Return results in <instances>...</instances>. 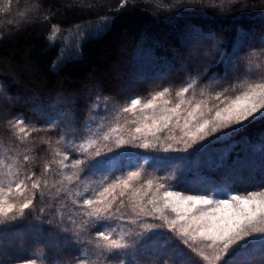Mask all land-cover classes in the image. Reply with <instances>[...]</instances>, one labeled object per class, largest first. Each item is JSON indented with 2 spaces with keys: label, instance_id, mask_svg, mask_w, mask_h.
Masks as SVG:
<instances>
[{
  "label": "trees",
  "instance_id": "obj_1",
  "mask_svg": "<svg viewBox=\"0 0 264 264\" xmlns=\"http://www.w3.org/2000/svg\"><path fill=\"white\" fill-rule=\"evenodd\" d=\"M87 24L99 29L69 53L49 40L54 27ZM196 32L214 36L216 50L210 57L198 50L192 58L182 45ZM138 47L151 56L149 64H130ZM176 58L186 63L184 69H177ZM164 63L173 71L162 70ZM132 74L145 78L134 89H123L118 78ZM156 74L160 76L153 78ZM261 80L264 0H0V160L31 194L21 216L9 222L0 216V264L100 261L105 250L100 240L107 233L111 238L140 223L155 231L139 245L153 246L159 255L149 252V259H143L136 244L134 259L126 258L125 264L197 260L183 238L154 219L162 195L154 187L131 186L130 181L98 213L82 203L132 174L162 193L263 196L264 174L249 164H264V112L241 124L209 129L195 148L168 154L151 145L123 153L84 152L86 124L99 117L98 111L119 113L134 101L148 104L150 99L180 107L178 112L197 101L209 118ZM34 104L41 108L39 116L31 112ZM101 131L98 126L94 132ZM93 168L104 171L94 175L99 179L95 186L82 190ZM129 198L140 202L144 212L129 213ZM28 226L34 229L26 230ZM113 251L98 264H120L122 256ZM242 258L245 264H264V241L246 239L225 263L242 264Z\"/></svg>",
  "mask_w": 264,
  "mask_h": 264
},
{
  "label": "rangeland",
  "instance_id": "obj_2",
  "mask_svg": "<svg viewBox=\"0 0 264 264\" xmlns=\"http://www.w3.org/2000/svg\"><path fill=\"white\" fill-rule=\"evenodd\" d=\"M98 29L97 27L94 29L92 24L70 29L54 27L49 35V40L51 43H60L65 50L64 52L69 53L71 48L79 46L81 41L91 34L92 30L97 31ZM205 42H210V44L205 45ZM181 43L191 50L190 55L192 58L198 56V50H201V55L204 58L210 57L212 52L216 50V41L212 34L203 35L196 32L193 39L183 40ZM136 49L132 53L130 64L136 66V63L149 64L152 61L151 56L145 53L146 50L143 51L140 47ZM235 52L236 49H234ZM173 62H176L179 70L184 69L186 64L180 61L179 58H176ZM162 65V70L173 71L170 63ZM245 73L250 75V70L247 68ZM159 76L156 74L153 78ZM144 78L143 75L136 76L132 74L125 79L118 78L117 81L120 82L123 89H134L137 81ZM184 94V90L179 92L181 97ZM14 101L16 102L17 98ZM147 103L142 104L134 101L119 113L118 111L114 113L110 111L94 113L95 115L98 114L99 117L89 118V122L86 124L88 132L86 137L88 139H85L87 142L82 143L83 151L90 154L114 151L123 153L127 150L142 149L151 145L159 152L168 154L176 150L195 148L203 141L201 139L205 138V134L209 132V129H211L210 131H216L224 125L241 124L249 118L262 114L264 112V80L250 84L241 96L236 97L227 107L221 109L216 115L209 116V118H207V109L197 101L190 106L188 102L184 104V107L180 110L182 112H178L180 107L170 106L165 101L154 102L153 99H150ZM40 109L37 104H34L31 112L39 116ZM98 126L102 128L100 134L94 132ZM172 130L174 133L177 130H181V132L176 135L168 134ZM89 137L94 141L93 143H90ZM205 161L209 162L210 160L207 158ZM5 162L0 160V216L4 219L7 218V221H12L14 218L21 216L30 204L31 194L25 187L21 186L16 171H13ZM112 165L116 166L117 164L113 163ZM249 165L254 166L252 167L253 171L258 169L257 173L259 175L264 174L263 163L260 162V166ZM103 171L102 168H93L90 172L91 175L84 180L85 187L82 190L88 191L92 186H95L99 179L94 175ZM139 178L138 174H132L122 182L107 185L92 200L85 201L82 204L90 208L92 214L98 213L105 209L106 204L109 203L108 198L118 194L121 189L124 190L125 187H128L130 181L131 186L137 185L146 189L154 187L155 190H159L162 194L160 207H156L159 211L155 212L156 217L154 213V219L157 220V223L167 225L163 227L174 231L176 236L183 238L188 243L189 248L197 255V260L194 262L184 260L180 264H226L227 257L241 247L246 239L264 241V195L237 197L229 194L218 195L217 192V195L208 197L181 196L170 192L162 193L163 190L160 187L156 188L149 181L141 180L144 184L142 185L137 182ZM131 199L129 198L127 207L129 213L133 215L143 213L144 210L140 206V202L136 199H134L135 202H132ZM146 206L148 207V204ZM165 209H168L166 215L162 214ZM144 215L149 217L148 212ZM134 226H136L134 230L120 231L119 234H114L111 238L107 233L106 240H100V244H103V248H105L101 251L103 253L100 257L102 260L87 264L103 262L105 257L108 254L111 255L114 249L113 254L118 252L117 256H122L120 257V264H125L126 258L132 261L135 256V253H133L134 246L139 245L144 237L155 231L154 226L152 228L146 223L134 224ZM27 229L34 228L28 226ZM139 246L142 249L139 252H141L143 259H149V252L151 257L155 255L156 258L159 255V250H155L153 246ZM256 253L257 251L253 250L251 257L255 256ZM117 262L115 264H118ZM244 262L246 260L243 259L241 263L245 264ZM227 263L236 264L237 262L229 261ZM146 264H149V262Z\"/></svg>",
  "mask_w": 264,
  "mask_h": 264
}]
</instances>
